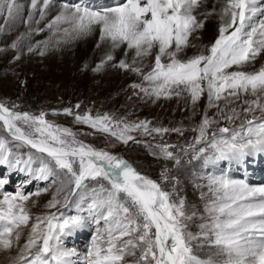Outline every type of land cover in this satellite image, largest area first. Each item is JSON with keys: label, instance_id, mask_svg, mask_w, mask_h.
<instances>
[{"label": "snow or ice", "instance_id": "6c2138e0", "mask_svg": "<svg viewBox=\"0 0 264 264\" xmlns=\"http://www.w3.org/2000/svg\"><path fill=\"white\" fill-rule=\"evenodd\" d=\"M218 3L0 0V36L26 25L9 45L19 60L25 47L28 53L43 56L49 48L98 33L97 47L103 44L107 51L96 71L114 60L116 49H123V56L133 54L131 62L120 59L113 66L141 75L142 83L133 88L157 98L187 92L193 105L206 94L208 108L218 109L215 116L202 115L192 129L196 135L191 143L148 145L157 150L154 155L173 161L174 167L188 155L205 166L221 161L245 166L249 158L264 157V66L240 70L264 54V0H225L217 12ZM215 15L219 34L204 46L207 54L201 50L181 59V53L197 47L199 32ZM46 31L47 39L31 42L34 34ZM148 57L153 63L144 73L142 61ZM249 95L254 98L247 99ZM237 102L242 120L237 107H230ZM18 107L0 102V167L26 173L28 183L46 181L48 186L35 193L23 192V186L12 192L4 190L10 180L0 178V251L17 249L11 264H264V184L223 172L196 177L206 180L194 185L207 189L200 192L205 201L201 215L181 195L180 181L170 169L161 171L160 181L152 179L123 156L85 144L70 128L54 125L46 112L18 111ZM63 112L72 115L71 109ZM75 119L125 144L139 143L129 134L133 131L183 135L178 127H149L150 121L130 123L108 114L93 117L88 112ZM221 119L229 126L210 132ZM25 148L27 152L21 151ZM166 184H171L170 190ZM53 186L45 207L67 206L72 197L76 215L49 211L33 217L27 203ZM89 219L96 225L95 235L81 261L80 253L66 247L64 240ZM196 219L201 222L194 225L198 229L194 232L189 224ZM25 228L28 234L21 245ZM202 248L215 252L202 258L197 252Z\"/></svg>", "mask_w": 264, "mask_h": 264}, {"label": "rangeland", "instance_id": "374dc122", "mask_svg": "<svg viewBox=\"0 0 264 264\" xmlns=\"http://www.w3.org/2000/svg\"><path fill=\"white\" fill-rule=\"evenodd\" d=\"M201 31L205 33L206 39L204 38L198 43L196 50L192 51L193 54L187 51L181 53V59L199 54L201 50L207 54V49L204 46H210L211 41L219 33L211 37L205 27ZM0 48L5 49L2 53L0 52L1 102H5L9 106L15 103L19 106L16 110L20 111L35 114L40 111L46 112L48 114L46 116L47 120L54 125L70 128L76 133L78 140L97 149H104L123 156L125 159H130L138 171L157 181H160V174L164 168L170 169V175L177 177L180 181L178 188L181 195L187 198L189 205H194L198 213L203 215L205 201L201 199L200 192L202 190L206 192L207 189H200L194 185L196 183L204 184L206 180L196 179L198 176H195L184 160H181L179 167H174L173 161H164L158 158L153 154L157 150L148 147V145L160 143L187 145L191 143L196 135L192 129L200 123L202 115L206 112L209 117H212L218 112L215 107L208 108L206 94L195 105L191 102L187 92H182L179 96L173 94L170 97L161 96L160 98L145 95L139 88L132 87L133 84L142 83L141 75L113 66L119 62L118 57H114L113 61L105 64L99 71L95 70L97 65L77 67L73 64L67 65L64 62L65 60H60L58 63L60 69L52 72L53 62L51 58L45 55L41 56L38 52L28 53L27 49H24L20 59L16 60L17 53L9 47V44ZM132 55L129 52L130 62ZM152 63V57L145 58L142 61L144 73L150 70ZM136 66H140V64L138 63ZM261 66H264V54L251 64L244 65L240 70L255 71ZM144 86H147V84L145 83ZM253 98L251 95L247 96V99ZM244 99V96L240 97V101ZM218 103L222 108L225 101L221 100ZM262 103H264V100H262ZM77 104L80 105L78 109L75 107ZM230 107H237L241 113L240 120L244 118L239 102L230 105ZM66 108L72 110V115L58 113L59 110ZM54 110H57V112L54 113ZM88 112L93 117L108 114L116 120L130 123L150 121L149 127H178L183 130V135L175 132L165 133L162 136L158 134L147 135L142 131H133L129 134L140 142L128 141L125 144L111 137L110 134L100 132L90 125L76 121L75 116L77 114L84 115ZM256 115L259 116L261 113L257 111ZM240 120H236L235 124H239ZM223 125L228 124L221 119L218 124H213L209 131L211 132ZM176 151H179V149ZM246 175L251 178L250 174ZM165 187L166 190H170L171 184H166ZM54 191L55 187L53 186L47 192H41L38 196L33 195L27 203L31 214L32 212L34 215L47 213V210L50 209H47L45 205L52 198ZM194 221L190 222L189 228L195 232L198 229L194 225L201 221L199 219ZM30 223H33V221H30ZM93 224H89L88 229ZM27 234V228H25L21 234V245L25 242ZM16 251L14 249L12 252L15 253ZM197 252L202 256H206L208 253L215 252V249L202 248L197 249Z\"/></svg>", "mask_w": 264, "mask_h": 264}, {"label": "bare ground", "instance_id": "6f19581e", "mask_svg": "<svg viewBox=\"0 0 264 264\" xmlns=\"http://www.w3.org/2000/svg\"><path fill=\"white\" fill-rule=\"evenodd\" d=\"M108 1L109 0H94L92 2H94V3H96V2L107 3ZM21 2H23V0H21ZM210 2L216 3V0H210ZM224 3H225V0H219V3L217 4V12H219V8L221 6H223ZM26 11H27V9H26ZM43 23L44 22H41L40 26H43ZM219 24H220V20H219L218 15H215V16L209 18L208 21H206L205 28H206V31L208 32V34H210L209 36L214 37L218 34ZM25 30H26V25L21 24V25L17 26L15 31L8 33L4 36H0V47L6 46L8 44L10 45L11 42L17 37V35H19L20 32H23ZM198 35H199L200 39L195 41L197 46H198V43L205 38V33L200 31ZM47 38H48V33L46 31L45 33L34 34L31 38V42L35 43L37 40H43V39H47ZM209 42H210V40H209ZM98 43H99L98 33H93L92 35H89V36L81 38V39L74 40L68 44H63L62 46H60L58 48H49L46 51L45 56L48 58H51V61L53 62L52 66H51V68L53 70L52 72H55L56 70L60 69L59 64H58L60 60H65L64 62L67 65L73 64L77 67L78 66H80V67L86 66L87 67V65L90 66L92 64L98 65V64H100L101 60L103 59V57L105 55V52L107 51L106 46L103 44H101L100 47H97ZM24 49H26V48H24ZM194 49L195 48L187 49L186 51L192 53V51ZM122 52H123V49H116L115 52L113 53V55H114V57H118V60L127 59L130 62V57H128L129 53H128L127 57H125L122 55ZM259 158H260V156L249 158L248 163H246V165H248V164L249 165L246 167L245 172L248 175L250 174V176H251L250 183H252L254 185L264 184V167H262V164H258L260 166L259 168H250V164H254V162H259L258 161ZM263 159H264V157H263ZM236 179H241V178L236 177ZM86 221L89 222V220H86ZM87 222L84 223L83 226H81L84 230L88 229V227H89V224ZM91 224H93V222H91ZM27 232H28V228H27ZM13 250H11V251H0V264L11 263L10 257H13L17 254V251L14 253V252H12Z\"/></svg>", "mask_w": 264, "mask_h": 264}]
</instances>
